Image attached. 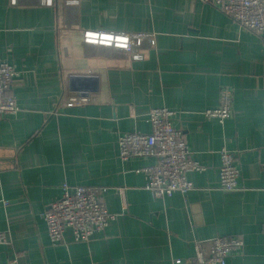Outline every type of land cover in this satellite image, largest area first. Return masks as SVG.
I'll return each mask as SVG.
<instances>
[{
    "label": "crops",
    "instance_id": "1",
    "mask_svg": "<svg viewBox=\"0 0 264 264\" xmlns=\"http://www.w3.org/2000/svg\"><path fill=\"white\" fill-rule=\"evenodd\" d=\"M58 9L38 0H0V62L20 73L6 93L18 111L0 116V264H191L194 241H243L226 264H264V33L240 29L200 0H80L78 27L58 32ZM81 31L151 34L155 47L129 67L84 63ZM89 66L92 71L68 75ZM71 77L93 79L71 91ZM232 93L230 117H204ZM85 94V95H83ZM86 98L72 107L60 99ZM154 108L175 111L191 158L193 190L157 198L139 170L153 157L118 155L117 137L150 133ZM239 170L238 188L219 189V151ZM105 188L116 215L104 231L75 242L49 240L42 213L61 186Z\"/></svg>",
    "mask_w": 264,
    "mask_h": 264
},
{
    "label": "built area",
    "instance_id": "2",
    "mask_svg": "<svg viewBox=\"0 0 264 264\" xmlns=\"http://www.w3.org/2000/svg\"><path fill=\"white\" fill-rule=\"evenodd\" d=\"M222 12L238 25L240 29L255 34L264 33V0H200ZM15 5V0H10ZM38 5L58 9V29L78 27L80 0H38ZM82 60L84 63L129 67L131 63L143 61L150 48L155 47V38L151 34L126 32L81 31ZM92 71L89 66L79 70H69L68 75H77ZM20 73L7 61L0 62V116L14 115L18 111L17 103L6 93ZM86 98L60 99L58 105L72 107L86 103ZM232 93L224 88L220 91L219 105L207 109L203 115L223 124L232 111ZM175 111L167 108H154L148 114L150 133H121L117 137L118 155L122 161L129 158L153 157L156 162L145 167V189L157 198L170 197L174 193L186 195L193 190V184L186 178L188 172L205 170L191 158V153L181 132L172 126ZM219 189L225 192L239 190V170L234 157L227 149L219 151ZM105 188L95 186H61L59 199L52 202L42 213L49 240L52 244L62 241L65 229H69L75 242H87L106 229L116 215L110 213L102 202ZM9 243L8 234L0 231V245ZM243 241L235 236L214 237L195 240L194 257L191 264H226L229 254L240 250ZM175 264H180L179 262Z\"/></svg>",
    "mask_w": 264,
    "mask_h": 264
},
{
    "label": "water",
    "instance_id": "3",
    "mask_svg": "<svg viewBox=\"0 0 264 264\" xmlns=\"http://www.w3.org/2000/svg\"><path fill=\"white\" fill-rule=\"evenodd\" d=\"M68 84H69L70 90L74 91L77 89H84L88 87L91 88L92 86L95 85V81L93 79H83V78L71 77L68 81Z\"/></svg>",
    "mask_w": 264,
    "mask_h": 264
}]
</instances>
